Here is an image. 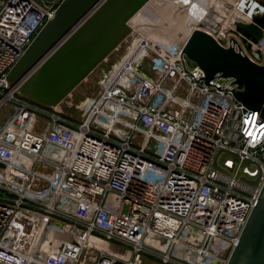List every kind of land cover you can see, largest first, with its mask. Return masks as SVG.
I'll list each match as a JSON object with an SVG mask.
<instances>
[{"label":"built area","instance_id":"1","mask_svg":"<svg viewBox=\"0 0 264 264\" xmlns=\"http://www.w3.org/2000/svg\"><path fill=\"white\" fill-rule=\"evenodd\" d=\"M61 1L0 5V264H228L264 189L261 112L136 29L78 120L20 95L7 75ZM202 6L193 29L264 63Z\"/></svg>","mask_w":264,"mask_h":264},{"label":"water","instance_id":"2","mask_svg":"<svg viewBox=\"0 0 264 264\" xmlns=\"http://www.w3.org/2000/svg\"><path fill=\"white\" fill-rule=\"evenodd\" d=\"M149 2L62 0L55 15L10 69L7 75L10 88L44 106H59L134 29L141 28L137 23L145 22L142 16L148 11L144 8ZM148 29L162 34L161 28L154 24ZM232 32L240 35L251 50L253 43L259 44L264 37V21L258 17L237 20ZM170 36L204 70L207 83L217 74L234 77L241 87L235 92L236 97L264 117V63L254 61L234 46L222 45L200 28L185 37ZM233 40L237 42L236 38ZM228 264H264V189Z\"/></svg>","mask_w":264,"mask_h":264},{"label":"rangeland","instance_id":"3","mask_svg":"<svg viewBox=\"0 0 264 264\" xmlns=\"http://www.w3.org/2000/svg\"><path fill=\"white\" fill-rule=\"evenodd\" d=\"M193 0H152L151 6L148 11L144 14L145 16L155 18V14L169 13L171 10L175 11V18L177 19L176 24L171 26V29L166 31L160 29L162 34L155 32L154 30L150 32L148 27L151 24L143 21L137 23L139 28L138 31L144 34H150L154 37L162 38L168 40H173L170 36L171 34H176L180 32L179 35H187V27L190 24L195 25V21L191 19L187 7L192 4ZM206 6L211 7L213 11L219 13L218 22L223 23L228 20L232 22L234 20H247L246 15L250 16L251 12L255 13L254 17H264V0H203ZM250 10V11H249ZM158 11V12H156ZM190 16V17H189ZM144 17V16H143ZM253 17V18H254ZM144 19V18H143ZM199 18L197 19V21ZM249 21V20H247ZM146 32V33H145ZM147 34V35H148ZM175 35V37L179 36ZM162 36V37H161ZM132 35L129 36L114 52H112L109 57L104 60L66 99L57 106V110L65 117L71 120H78L81 118L86 106L94 95L100 89L101 84L108 77L110 72L113 70L114 64L127 52L129 46L131 45ZM21 95V94H20ZM15 103L9 101L5 103L0 108V125L4 122L5 118L14 108ZM226 158V154H222L220 163H223ZM129 254V252H128ZM147 264H164L159 260H153L151 258L146 259Z\"/></svg>","mask_w":264,"mask_h":264},{"label":"bare ground","instance_id":"4","mask_svg":"<svg viewBox=\"0 0 264 264\" xmlns=\"http://www.w3.org/2000/svg\"><path fill=\"white\" fill-rule=\"evenodd\" d=\"M151 1L152 0H150V2L146 5L144 10L145 9L148 10L149 8L153 7V6H151ZM205 4L206 3L203 0H193L192 4L189 7H187V9H188L187 11L189 12V15L191 16V19H193V21L196 22L198 18L200 19V15L197 13V10H198L197 8H199V7L204 8V6H202V5H205ZM141 12L135 17V19L140 16ZM156 12H158V11H156ZM159 13L160 14H155L156 17L152 18V19H151V17L143 15L144 17L142 16V19L144 18V20L147 22V24H154V25L158 26V28H161L162 30H166V31L170 30L171 26L176 24V21H177V19L175 18V14H176L175 11L171 10L167 14H163L161 12H159ZM253 15H256V14L251 12L250 16L246 15V19L247 20H253V17H254ZM260 19H262L264 21V17H261ZM191 30H193V24L192 25L190 24V26L187 27V31H186L187 34L190 33ZM176 34L179 35L180 32H176ZM176 34L174 33V35H176ZM255 45H257V44L253 43L252 47H255Z\"/></svg>","mask_w":264,"mask_h":264}]
</instances>
